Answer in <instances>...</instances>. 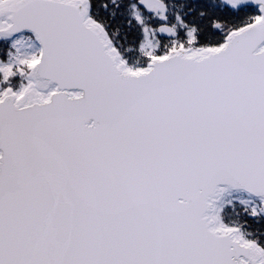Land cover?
Instances as JSON below:
<instances>
[{
    "label": "snow or ice",
    "instance_id": "6c2138e0",
    "mask_svg": "<svg viewBox=\"0 0 264 264\" xmlns=\"http://www.w3.org/2000/svg\"><path fill=\"white\" fill-rule=\"evenodd\" d=\"M0 264H264V0H0Z\"/></svg>",
    "mask_w": 264,
    "mask_h": 264
}]
</instances>
